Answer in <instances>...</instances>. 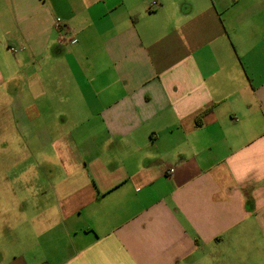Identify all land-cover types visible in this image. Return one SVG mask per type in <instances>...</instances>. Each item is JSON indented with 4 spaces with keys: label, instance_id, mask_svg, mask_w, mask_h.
I'll list each match as a JSON object with an SVG mask.
<instances>
[{
    "label": "crops",
    "instance_id": "1",
    "mask_svg": "<svg viewBox=\"0 0 264 264\" xmlns=\"http://www.w3.org/2000/svg\"><path fill=\"white\" fill-rule=\"evenodd\" d=\"M26 82L51 193L0 189V264H264V0H0Z\"/></svg>",
    "mask_w": 264,
    "mask_h": 264
},
{
    "label": "rangeland",
    "instance_id": "2",
    "mask_svg": "<svg viewBox=\"0 0 264 264\" xmlns=\"http://www.w3.org/2000/svg\"><path fill=\"white\" fill-rule=\"evenodd\" d=\"M45 74L43 82L51 92V77ZM22 88L18 96L0 100V189L51 193V100H21L30 97L29 82L18 90ZM15 201L9 198L8 205Z\"/></svg>",
    "mask_w": 264,
    "mask_h": 264
},
{
    "label": "built area",
    "instance_id": "3",
    "mask_svg": "<svg viewBox=\"0 0 264 264\" xmlns=\"http://www.w3.org/2000/svg\"><path fill=\"white\" fill-rule=\"evenodd\" d=\"M156 5H157V3L153 2L152 7L150 9H152ZM63 25H64L63 20L61 18H57L56 22H55V28L60 30V29H62ZM61 40L64 41L62 37H61ZM10 50H11L12 53H16L17 52V49L15 47H11ZM167 173L168 174H173L174 173V169L173 168L169 169L167 171Z\"/></svg>",
    "mask_w": 264,
    "mask_h": 264
},
{
    "label": "trees",
    "instance_id": "4",
    "mask_svg": "<svg viewBox=\"0 0 264 264\" xmlns=\"http://www.w3.org/2000/svg\"><path fill=\"white\" fill-rule=\"evenodd\" d=\"M207 111H208V110H207ZM207 111H206V112H207ZM199 121H201V116H199L198 119H197V122H198V123H199Z\"/></svg>",
    "mask_w": 264,
    "mask_h": 264
}]
</instances>
